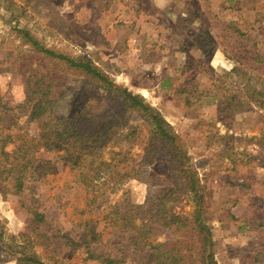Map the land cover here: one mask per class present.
<instances>
[{
    "label": "rangeland",
    "instance_id": "1",
    "mask_svg": "<svg viewBox=\"0 0 264 264\" xmlns=\"http://www.w3.org/2000/svg\"><path fill=\"white\" fill-rule=\"evenodd\" d=\"M17 28L87 60L159 112L195 170L217 264H264V0H0V97L21 101L29 68H43L65 116L71 99L94 95V83L43 59ZM143 146L130 149L134 159ZM36 155L41 175L27 178L20 194L0 191V264H37L21 254L44 264H99L87 258L85 222L102 234L100 248H115L103 216L171 181L168 163L154 162L148 182L127 178L89 205L60 151Z\"/></svg>",
    "mask_w": 264,
    "mask_h": 264
},
{
    "label": "trees",
    "instance_id": "2",
    "mask_svg": "<svg viewBox=\"0 0 264 264\" xmlns=\"http://www.w3.org/2000/svg\"><path fill=\"white\" fill-rule=\"evenodd\" d=\"M17 31L43 59L84 74L94 83V95L83 102L71 99L68 115L59 116L54 79L47 78L43 68H29L25 97L21 101L0 97L1 193L20 194L27 178L41 175L36 154L42 150L61 152L75 181L90 194L89 205L96 194L114 190L127 178L148 182L149 165L167 162L171 181L149 189L142 203L114 204L103 216L104 226L116 232L115 248H100L102 234L91 221L85 222L87 258L99 264H217L210 226L200 213L204 202L199 181L171 125L141 96L116 85L87 60L45 48L23 28ZM192 102L186 99L187 104ZM142 143L136 160L130 149ZM183 201L191 203L188 211L179 209ZM31 214L37 221L43 219L37 211ZM63 238L65 244L81 246ZM21 255L17 259L22 262L44 264Z\"/></svg>",
    "mask_w": 264,
    "mask_h": 264
}]
</instances>
